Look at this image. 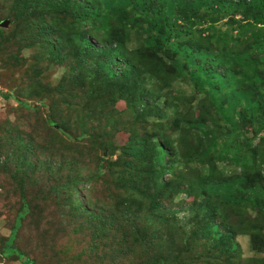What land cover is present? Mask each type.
<instances>
[{
    "label": "trees",
    "instance_id": "16d2710c",
    "mask_svg": "<svg viewBox=\"0 0 264 264\" xmlns=\"http://www.w3.org/2000/svg\"><path fill=\"white\" fill-rule=\"evenodd\" d=\"M0 14V47L33 37L66 70L52 97L33 83L2 94L30 116L0 126V171L20 203L0 256L41 264L15 242L42 215L81 242L116 236L122 264H183L192 235L227 251L210 264H243L240 235L264 254V0H0ZM176 79L205 96L197 107L168 90Z\"/></svg>",
    "mask_w": 264,
    "mask_h": 264
},
{
    "label": "rangeland",
    "instance_id": "374dc122",
    "mask_svg": "<svg viewBox=\"0 0 264 264\" xmlns=\"http://www.w3.org/2000/svg\"><path fill=\"white\" fill-rule=\"evenodd\" d=\"M1 17V14H0ZM228 19H223L218 23L214 24L218 30H226L227 26L225 22ZM208 25H191L186 28L191 34L199 35L202 29L206 28ZM0 28L8 29L9 26L2 27V22L0 23ZM219 34L215 31H207L202 33V36H208L209 40H214ZM186 37H181V40H185ZM131 48L137 47L136 41H133L130 45ZM184 62V56L180 53L176 56ZM46 58V53L40 49L35 43L33 37L27 38L25 35L16 36V39L5 42L4 46L0 47V126L2 123L6 122L7 119L14 121L19 112L20 115L24 111L25 115L30 116V111L25 110L20 107L19 103L15 99L6 100L2 94L10 91H16L20 86H29L31 83L37 86V89L49 90L52 93L51 97L58 91L59 84L65 80V65L57 64L50 57ZM41 60V61H40ZM166 62L171 64V60L166 57ZM28 88V87H27ZM26 88V89H27ZM168 90L172 91V94L178 98L189 99L190 103L195 107L202 102L205 96L199 93V90L193 83L181 82L176 79ZM56 91V92H55ZM30 98V97H29ZM50 99V98H48ZM28 101V100H27ZM32 105H37L35 99H30ZM164 97L159 100V105L164 107L166 110V117L172 115L175 112L174 107H165ZM40 104V102H38ZM119 110L125 109V105L120 103L117 105ZM35 120V118H34ZM32 121V119H31ZM224 125V123H222ZM212 128L209 125L204 128ZM252 135V134H250ZM190 136L194 139H198L199 134L195 131L191 132ZM127 134L119 132L117 136V143L122 145L127 141ZM191 138V139H192ZM192 139V140H193ZM194 141V140H193ZM2 155L0 156V158ZM6 157L3 158L5 160ZM13 161L11 160L10 163ZM223 172L227 174L236 173L238 170L236 168H228L223 166ZM185 199L186 202H191V198H187L182 195L178 200ZM19 197L16 188L8 176L2 171H0V251L4 244L6 237L11 236V225L13 223L14 217L16 215L17 209L20 207L18 202ZM48 206L46 208V213L49 214L52 210H49ZM185 213H180L178 217L182 220L185 217ZM256 212L249 210V213L243 215L244 218L252 219L256 216ZM259 215V214H257ZM37 216H33L31 219L34 220ZM240 217V216H239ZM239 217L233 218L232 222L240 221ZM263 217V216H261ZM235 219V220H234ZM45 217L42 215L39 220L37 228L34 227L27 228L26 223H24L23 228L21 227L18 231V237L15 242L17 246L22 251H25L30 258L36 259L41 264H122L124 261L118 257L116 252L111 250L112 244L114 242L113 248H120L119 244L115 240L116 236L111 235L107 238L105 246H102L100 242L94 243L88 240L81 242L77 237H66L64 233H59L60 228H55L54 226L45 227ZM230 224H233L228 222ZM40 229L39 232L37 229ZM45 231V232H44ZM191 249L185 254L183 264H210L211 257L216 254L215 258L219 260L227 251L222 245H211L208 244L210 241L206 236L192 235L186 238L185 248L189 247V242L191 241ZM128 242H131L128 241ZM237 242L241 246L242 258L237 260L241 261L243 264H249L250 260L254 258H259L258 262L264 260V254L254 252L251 247L249 236H238ZM221 247L226 251H222ZM95 248H97L95 250ZM183 247L181 246L180 249ZM86 249V250H83ZM170 254L174 252L173 249L168 250ZM84 254V255H83ZM132 256L140 257L139 252L133 254ZM131 254L125 258L127 264L131 263ZM137 260V258H134ZM242 259V260H241ZM189 260V261H188ZM137 260L136 263H138ZM178 263V262H177ZM174 260V263L177 264ZM264 263V262H263ZM254 263V264H263ZM0 264H22L17 257L3 258L0 256ZM224 264V263H223Z\"/></svg>",
    "mask_w": 264,
    "mask_h": 264
},
{
    "label": "water",
    "instance_id": "95a60500",
    "mask_svg": "<svg viewBox=\"0 0 264 264\" xmlns=\"http://www.w3.org/2000/svg\"><path fill=\"white\" fill-rule=\"evenodd\" d=\"M7 23L5 22L3 25L5 26Z\"/></svg>",
    "mask_w": 264,
    "mask_h": 264
}]
</instances>
